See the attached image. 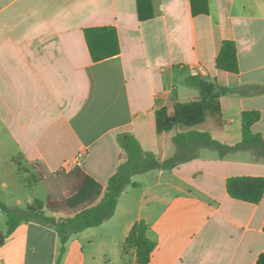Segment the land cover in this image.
I'll list each match as a JSON object with an SVG mask.
<instances>
[{
  "label": "crops",
  "instance_id": "0c3cea01",
  "mask_svg": "<svg viewBox=\"0 0 264 264\" xmlns=\"http://www.w3.org/2000/svg\"><path fill=\"white\" fill-rule=\"evenodd\" d=\"M207 2L208 14H197L201 0H0V169L37 164L49 178L84 153L79 167L106 188L122 162L123 133L166 161L180 128L158 134L156 111L173 114L175 104L201 98L200 86L187 83L195 76L213 83V93L215 85L245 91L221 96L220 114L209 112L214 138L238 145L243 113L257 111L252 132L264 139V0ZM105 26L117 29L121 53L94 62L85 30ZM226 40L236 43L239 74L217 68ZM232 177H264V158L203 149L173 170L135 176L138 186L125 190L114 217L73 236L61 264H136L124 245L140 222L156 243L148 264H256L264 198H232ZM59 249L53 227L23 223L0 247V264H57Z\"/></svg>",
  "mask_w": 264,
  "mask_h": 264
},
{
  "label": "trees",
  "instance_id": "16d2710c",
  "mask_svg": "<svg viewBox=\"0 0 264 264\" xmlns=\"http://www.w3.org/2000/svg\"><path fill=\"white\" fill-rule=\"evenodd\" d=\"M201 3L202 9H197L195 3V13L208 14L207 0H201ZM85 38L94 62H101L121 53L119 35L115 27L88 28L85 30ZM216 65L223 72L239 74L240 64L234 41L226 40L222 43ZM201 82L200 76L187 79L189 85L197 88ZM234 94L244 95L245 91L241 88H223L215 85L212 95L203 93L197 100L175 104L173 114H169L166 108L158 109L156 111L158 134L180 128L173 140L176 153L166 161H161L156 154L145 151L133 135L123 133L117 137L123 151L122 162L106 188L84 173L80 167L74 166L62 168L49 178L39 179L47 184L49 190L47 204L34 200L26 208L21 209L8 207L0 201V210L7 217V233H0V247L23 223L37 222L53 227L57 231L60 249L56 260L57 264H61L73 236L87 229L99 227L114 217L119 199L125 190L129 186H138L133 182L135 176L155 170H173L198 158L203 149L214 151L221 158L241 151H253L257 157L264 158V139L252 132V126L261 119L260 112L243 113V140L235 146L214 138L211 131L206 129L209 112L220 114L218 99ZM18 167L21 175L22 165L18 163ZM227 191L234 199L259 204L264 198V177L229 178ZM148 232V225L140 222L133 227L127 237L124 250L136 252V264H148L156 247ZM256 264H264V254L259 257Z\"/></svg>",
  "mask_w": 264,
  "mask_h": 264
},
{
  "label": "rangeland",
  "instance_id": "374dc122",
  "mask_svg": "<svg viewBox=\"0 0 264 264\" xmlns=\"http://www.w3.org/2000/svg\"><path fill=\"white\" fill-rule=\"evenodd\" d=\"M21 165L23 169L21 175L19 174L18 164H12V166H5V168L2 167L0 169V176L5 174V178L11 184L9 191L7 192H3L0 188V201L8 207L18 208L16 200L17 198H20L24 203L22 206L23 209L26 208L27 203L31 200H40L47 204L49 199L47 184L39 181L41 177L47 176L45 170L37 164L21 163ZM0 217H6V214L1 210Z\"/></svg>",
  "mask_w": 264,
  "mask_h": 264
},
{
  "label": "water",
  "instance_id": "95a60500",
  "mask_svg": "<svg viewBox=\"0 0 264 264\" xmlns=\"http://www.w3.org/2000/svg\"><path fill=\"white\" fill-rule=\"evenodd\" d=\"M213 87H214L213 83L208 82V81H202L200 84V88L205 95H212Z\"/></svg>",
  "mask_w": 264,
  "mask_h": 264
},
{
  "label": "built area",
  "instance_id": "2783aa9c",
  "mask_svg": "<svg viewBox=\"0 0 264 264\" xmlns=\"http://www.w3.org/2000/svg\"><path fill=\"white\" fill-rule=\"evenodd\" d=\"M84 157V153H80L77 157V162L76 165L79 167L80 165V161L82 160V158Z\"/></svg>",
  "mask_w": 264,
  "mask_h": 264
}]
</instances>
